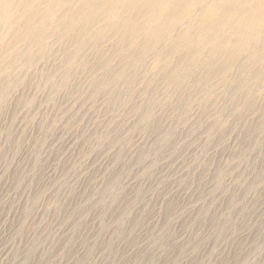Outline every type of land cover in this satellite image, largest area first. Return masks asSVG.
<instances>
[{"label":"rangeland","instance_id":"1","mask_svg":"<svg viewBox=\"0 0 264 264\" xmlns=\"http://www.w3.org/2000/svg\"><path fill=\"white\" fill-rule=\"evenodd\" d=\"M56 1L0 2V264H264V0Z\"/></svg>","mask_w":264,"mask_h":264},{"label":"bare ground","instance_id":"2","mask_svg":"<svg viewBox=\"0 0 264 264\" xmlns=\"http://www.w3.org/2000/svg\"><path fill=\"white\" fill-rule=\"evenodd\" d=\"M3 1V0H0V2ZM53 3L55 4L57 1L56 0H52ZM159 0H155V3H157ZM179 2H181L182 0H178ZM231 0H227L226 3L230 2ZM259 1V0H258ZM154 2H152V4H155ZM216 14H211V13H208L205 15V19H206V22H208L210 24V28L209 29H212L214 27V25H216L219 20H216L215 19V16Z\"/></svg>","mask_w":264,"mask_h":264}]
</instances>
